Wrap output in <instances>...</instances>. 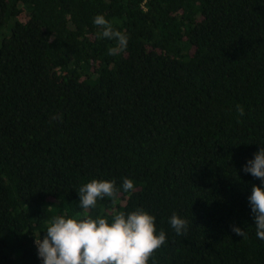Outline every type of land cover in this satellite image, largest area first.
I'll list each match as a JSON object with an SVG mask.
<instances>
[{
  "label": "trees",
  "instance_id": "16d2710c",
  "mask_svg": "<svg viewBox=\"0 0 264 264\" xmlns=\"http://www.w3.org/2000/svg\"><path fill=\"white\" fill-rule=\"evenodd\" d=\"M262 147L264 0H0V264H43L54 216L138 209L167 237L148 264H264L243 170ZM93 179L115 202L81 207Z\"/></svg>",
  "mask_w": 264,
  "mask_h": 264
},
{
  "label": "clouds",
  "instance_id": "9594fccd",
  "mask_svg": "<svg viewBox=\"0 0 264 264\" xmlns=\"http://www.w3.org/2000/svg\"><path fill=\"white\" fill-rule=\"evenodd\" d=\"M93 23L102 29V37L116 41V45L108 49L109 55H119L127 48L128 37L114 29L103 15H97ZM237 111L240 116L244 115L243 106H237ZM243 170L264 182V147ZM122 186L125 192L134 190V181L124 178ZM118 192L114 180L93 179L79 189L81 207H95L97 200L104 197L115 202ZM248 200L257 237L264 240V187L254 185ZM155 220L154 215L142 209L127 216L121 212L115 215L112 223L106 218L54 216L43 239L37 236L38 255L43 264H148L154 253L167 242L163 230L157 233ZM169 222L178 235L187 231L188 223L180 216L173 214ZM233 231L238 236L246 235L237 226Z\"/></svg>",
  "mask_w": 264,
  "mask_h": 264
}]
</instances>
